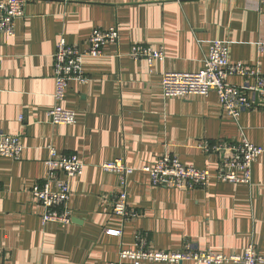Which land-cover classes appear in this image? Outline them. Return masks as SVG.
<instances>
[{
	"label": "crops",
	"instance_id": "crops-1",
	"mask_svg": "<svg viewBox=\"0 0 264 264\" xmlns=\"http://www.w3.org/2000/svg\"><path fill=\"white\" fill-rule=\"evenodd\" d=\"M117 26L118 43L84 58L89 81H72L63 106L77 121L55 125L54 53L60 37L86 48L95 28ZM214 40L229 43L231 62L264 72V0H27L14 35L0 33V133L17 135L20 159L0 156V261L4 264H107L122 248H136L145 234L155 250H177L186 242L221 254H243L253 244L264 254V154L253 164L252 184L216 179L224 152L199 148L240 142L264 148V108L234 120L216 92L165 98L166 71L197 72ZM134 44L162 48L149 64L128 54ZM244 79L230 76L228 83ZM76 154L82 176L70 182L69 224L42 223L43 208L31 190L47 174L49 148ZM204 169L207 183L192 190L154 186L143 171L164 153ZM123 158L128 205L136 216L113 212L121 179L103 162ZM109 229L122 230L118 236ZM142 264H197L143 262ZM237 264V263H225Z\"/></svg>",
	"mask_w": 264,
	"mask_h": 264
},
{
	"label": "built area",
	"instance_id": "built-area-1",
	"mask_svg": "<svg viewBox=\"0 0 264 264\" xmlns=\"http://www.w3.org/2000/svg\"><path fill=\"white\" fill-rule=\"evenodd\" d=\"M27 0H0V33L15 34L16 21L26 16ZM120 33L117 26L107 29L95 28L81 49L69 44L62 36L54 53L53 73L55 80V104L49 112L51 122L55 125H70L77 121L76 112L63 106L67 88L72 81L86 84L89 77L83 67L87 56L98 57L108 43H118ZM229 43L214 40L203 60V68L197 72L166 71L162 78V90L165 98H183L191 96H208L216 92L224 111L234 120H238L245 111L264 108V72L257 66L242 62H231ZM259 52L264 54V43L259 44ZM133 60H146L152 64L164 59L162 48H153L145 44H134L128 54ZM230 76L244 79L243 84L228 83ZM199 148L209 152H224L216 179L225 182L252 184L253 164L264 154V148L257 146L244 137L240 142H221L211 144L208 140L200 141ZM21 138L17 135L0 133V156L20 159L23 153ZM50 156L46 162L48 174L42 182H37L31 194L38 205L43 208L42 223L69 224L73 220L69 201L71 198L70 182L84 173L85 162L76 154H60L56 148H49ZM103 170L115 172L121 179V190L112 198L113 212L129 219L136 212L128 205V175L134 168L128 166L123 158L103 162ZM143 171L150 176L154 186L174 187L192 190L203 187L211 175L204 169L185 165L170 153H164L153 165L145 166ZM110 235L118 236L122 230L109 229ZM145 234L136 237V248L119 251L118 259L107 264H142L143 262L194 261L197 264H264V254L259 253L250 244L243 254H221L209 249H199L186 242L177 250H155L148 244ZM1 250V248H0ZM1 252V251H0ZM0 264H4L0 261Z\"/></svg>",
	"mask_w": 264,
	"mask_h": 264
}]
</instances>
